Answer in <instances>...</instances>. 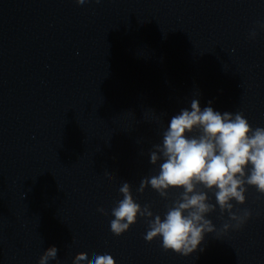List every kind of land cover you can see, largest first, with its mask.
<instances>
[{"label": "clouds", "instance_id": "clouds-1", "mask_svg": "<svg viewBox=\"0 0 264 264\" xmlns=\"http://www.w3.org/2000/svg\"><path fill=\"white\" fill-rule=\"evenodd\" d=\"M88 0H76L83 5ZM97 3L100 0H96ZM260 27H264L261 24ZM255 38L256 32L251 34ZM199 95V93H198ZM209 106L200 107L198 99L191 101V110L182 109L172 116L163 132L162 143L153 145L150 163L157 165V175L142 179L137 191L143 193L150 187L163 198L172 189H182L163 218L155 215L149 205L141 207L132 195L131 186L122 181L119 185L121 198L111 208L109 227L119 236L137 222V218L147 220V242L162 239L164 251L189 256L197 251L206 234L217 231L213 222L206 218L216 211L221 215L228 212L235 223H224L221 232L230 228L239 230L251 216L245 209L242 214L233 212L234 200L238 204L246 201V186H254L264 194V127L252 128L242 112L215 111ZM209 192L215 197L210 202ZM105 213L103 208L98 209ZM106 214V213H105ZM202 250V249H201ZM58 249L47 248L40 256L38 264H48L56 260ZM116 264L108 252H95L91 259L85 252L78 253L73 264Z\"/></svg>", "mask_w": 264, "mask_h": 264}]
</instances>
